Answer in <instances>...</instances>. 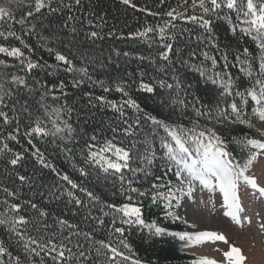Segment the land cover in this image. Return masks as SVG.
<instances>
[{
	"label": "snow or ice",
	"instance_id": "snow-or-ice-1",
	"mask_svg": "<svg viewBox=\"0 0 264 264\" xmlns=\"http://www.w3.org/2000/svg\"><path fill=\"white\" fill-rule=\"evenodd\" d=\"M125 5H130L131 0H121ZM188 0H185L187 3ZM192 8H199L202 15H192L187 17L188 20L197 24L203 32L195 37H192L189 31V40L195 39L197 44H203L205 49L211 48L218 50L219 45L215 41L212 32V17L224 19L232 27L229 31L236 35L239 33L241 40L247 38L255 45V53L250 52L249 48H243L239 54L234 56L235 64L230 65L228 62V53H222L223 74L219 71L206 70L203 66L205 61L211 62V69L215 70L218 66L216 56L209 55V52L201 49L199 57L203 60L199 65L193 63L198 59V54L195 49L188 51L187 59H184V50L176 49V54L181 57L179 63L191 70H195L206 81H210L213 85H218L222 88V95H235L239 98V103L235 100L230 105V113L226 110L221 116L217 115L216 119L220 122L221 119H229L234 115L232 123H239L252 128L253 125L250 119H246L245 107L251 103V114L264 122V0H191ZM81 4V0H0V54L5 57H12L19 61V71L25 75H5L0 73V124L9 125L15 123L14 132L20 131L19 113L16 111V106L19 104L20 111L23 112L28 121V130L24 135L28 137H48L60 139L62 142H70L74 139V129L64 116L70 118L71 109L66 105H61L59 108L49 104L48 101H58L59 96L55 95L56 88H59L62 95L65 88L64 81H60L58 85L45 87L39 80L33 78L32 84H29L26 79L31 75L33 70L48 69L49 74L64 71L74 74L72 86L79 87L84 83L85 78L91 80L87 67L76 68L73 60L61 52H55L56 65L39 64L25 56L21 47H16L11 44V40L19 41L25 49L29 45L24 42L22 35L18 34L14 25H19L23 34H31L35 32V25L31 23L30 18H35L36 14L42 10H47L51 13H61L67 10L72 12L74 6ZM56 5V6H53ZM27 8L26 12L22 11ZM20 12L19 17L17 13ZM235 15V23H233L232 15ZM172 20L178 19L182 14L176 13L175 9L165 13ZM76 19L69 14L65 22V27L71 28V33L75 34L77 29L71 26V22ZM89 25L92 21L87 22ZM175 28L172 21H166L164 25L157 28H146L143 32H137L135 35L143 37L148 33H156L161 41V48L158 56L164 60L170 61L169 54L174 51V45L171 42L176 39L170 31ZM99 27V25H97ZM88 39L101 38L97 31H91L86 34ZM43 40L44 37H41ZM151 47V45H149ZM50 53L52 48L47 49ZM119 55V53H117ZM125 57L130 53L124 52ZM81 60L87 58V53L81 55ZM141 61L147 59L144 56H138ZM0 66L9 68L15 65H9L5 60L0 59ZM230 67H237L249 81V86L244 91L235 89L234 78L228 71ZM75 74L79 75V79L75 78ZM144 73H141L143 76ZM155 79V78H153ZM161 88L172 90L175 87L177 96L171 98V101H161V106H169L174 108L177 105L187 106L184 99L179 98L181 90V82L176 81L175 85L167 83L164 80L156 81ZM101 85L103 82H99ZM21 89L26 90L29 94L38 95L37 115L33 118L32 111L28 107V99L23 103L17 96ZM117 91L122 92L125 96L128 93L121 86H117ZM140 90L147 93H153L154 88L140 82ZM104 91H109L105 87ZM99 100H104V97H98ZM11 101V103H9ZM112 109L119 113L122 123L126 125L123 128H112L113 133L122 131L124 136L136 137L141 120L139 116L132 123H129L126 117L125 107L135 110L137 114L143 111L140 105L133 99L125 100L123 104L117 105L115 102H108ZM197 116H203L209 120L213 119L212 113L201 112L199 108L193 105ZM9 109L16 115L10 117ZM43 113V116L40 115ZM145 121L152 125L151 131L145 134L142 140H130V147L117 146L112 141L106 142L104 148L100 152L92 151L94 145H86L89 149L84 157L85 163L92 166H99L105 174L116 176L119 182V191L124 196L126 203L120 206L111 203H103L100 198L95 196L86 188H80L81 192L86 193L89 197L88 209L83 217L85 224H94L90 230H84L80 224L71 223L67 219L50 214L40 208L31 200L20 203H9L8 200L0 201L3 209L0 210V230L6 233L7 239L0 240V264H142L139 258H136L131 246L124 238L125 227H118L117 222L121 225L131 228H147L152 235H162L165 229L159 227L155 221L146 223L143 213V200L149 198L152 204L163 202L165 216L173 219H180L175 216L169 209L180 207L182 197H191L195 191L193 182H198L203 189L209 192L219 191L223 198V207L227 209L224 213L230 217L236 224H241L240 212L242 211L240 204V196L238 194L241 182L251 186L257 191L261 197H264V187H260L256 178L248 175V171L253 162L258 156L264 154V141L260 139H244L240 141L244 148L255 149L247 154V159L240 163L232 158V154L228 151L227 142L221 138L214 129L200 128L199 122L193 123L192 127H186L182 124H169L164 120L157 119L151 115H145ZM47 121V123H46ZM51 125L49 128L48 125ZM163 130L164 135L159 134V130ZM264 135V133H261ZM2 138V137H0ZM7 139L16 140L17 136L12 132L7 134ZM95 140L96 137L90 138ZM159 140L160 155H157L155 141ZM28 143L34 148L32 139ZM123 143V141H121ZM71 152L70 148L65 149ZM243 150V148H242ZM11 151L7 143L0 147V153ZM104 153H111V156H106ZM36 156L39 163L43 167L51 168L52 166L45 161L43 153L38 148L32 153ZM21 154H14L9 163L13 166L17 165L22 159ZM159 162V163H158ZM135 165V166H133ZM162 168L160 175L154 174V169ZM55 171L54 168H52ZM167 172H174L178 187H173L172 181H165ZM82 176H87L83 168L80 169ZM127 173V174H126ZM118 174V175H117ZM24 176H20L21 182L25 181ZM67 181L71 188L76 189L78 185L73 183L67 175L61 177ZM165 181V182H161ZM144 183H148V188L141 190ZM136 185H140L138 187ZM187 185V187H185ZM9 196H15L14 192H10L7 188L3 189ZM63 194V193H62ZM67 196L70 198L69 203H74L78 207H83L84 202L81 199L75 198L73 192L68 191ZM115 194V193H114ZM59 197H57L58 199ZM97 205H102L99 211L102 216H94L92 209ZM107 208L110 211H105ZM30 209L31 212L25 214ZM51 215V222L49 217ZM111 216L108 224L109 237L107 240H97L95 233L99 228L105 225L103 217ZM264 227V225H262ZM119 234V236H116ZM169 235L178 237L179 240L185 241V247H190L193 244H200L206 241H225V237L217 232H200L195 235L189 233H168ZM115 236V239L113 237ZM122 249H127L128 254ZM227 264H244L245 257L241 249L230 247V250L224 253ZM193 264H217L213 259L201 257Z\"/></svg>",
	"mask_w": 264,
	"mask_h": 264
},
{
	"label": "trees",
	"instance_id": "trees-1",
	"mask_svg": "<svg viewBox=\"0 0 264 264\" xmlns=\"http://www.w3.org/2000/svg\"><path fill=\"white\" fill-rule=\"evenodd\" d=\"M131 4L135 7L125 5L121 0H81V4L74 6L71 13L64 10L61 13L49 14L47 10H42L41 13L36 14L35 18H30L31 23L35 25V32L31 34H23L20 26L14 25L17 33L22 35L29 48L25 49L19 41L14 39L10 42L13 46L21 47L26 57L42 65L45 63L56 65L55 52H61L73 60L76 68L87 67L91 80L85 78L83 84L79 87H73L74 74L64 71L49 74L48 69L33 70L31 75L26 77L29 84H32L33 78H35L45 87L58 85L61 80L64 81V95L61 94L59 88H56L55 95L59 96L60 99L58 101L49 99L48 103L57 108L63 104L71 109L70 118L64 116L63 119H67L75 130L74 139L65 143L51 136L30 138L24 135L28 130L29 121L26 115L20 111L18 104L16 111L19 113L20 131L14 132L15 123L0 124V137H2L0 138V147L7 143L11 150L0 153V201L6 199L9 203L23 204L24 201L31 200L48 213L67 219L71 223L80 224L86 231L90 230L95 225L83 222L90 198L87 197L86 193L81 192L80 188H86L99 197L103 203L120 206L127 201L118 190L120 185L116 176L105 174L99 166L85 163L84 157L89 151L86 145H94L92 151L96 152H100L108 141H112L117 146L130 147V140H142L145 134L151 131L152 125L144 119L146 114L169 124H182L186 127H192L193 123L198 121L201 129L205 127L214 129L227 142V148L232 154V158L240 163L247 159L249 152L255 151V149L244 148L240 141L244 139L264 141V135H261L264 133V129L259 126L261 121L251 114V103L245 107L247 113L245 118L250 119L252 128L239 123H232L231 120L235 119L234 115L218 122L217 115L222 116L225 110L230 113L231 103L233 100L239 103V98L235 95H222L221 87L206 81L204 77H201L195 70L189 69L187 65L182 66L179 63L181 57L175 51L176 49H183V58L187 59L188 51L195 49L198 59L193 63L199 65L203 60V57H199V52L201 49L206 50L209 55L216 56L219 63L217 68L212 70L211 62L205 61L204 68L209 70V74L212 71H219L223 74L222 53H228V62L232 65L236 63L234 56L245 47L256 54L255 45L247 38L241 40L239 33L233 35L229 31L232 25L226 20L216 17H212V32L216 43L219 45L218 50L205 49L204 45L197 44L195 39L189 40V31L182 32V30H190L192 37L203 32L197 24L187 19L192 15L203 14L199 8H192L191 0H188L187 3L185 0H131ZM173 9L176 13L182 14L174 21L165 15ZM27 10L26 7L22 9L24 12ZM69 14L76 17L71 22V26L77 29L75 34L71 33L70 27H65ZM19 15L20 12L17 13V17ZM89 20L92 21L91 25L87 23ZM232 20L235 23L234 14ZM166 21H172L175 24V28H171V26L169 28L176 39L167 41L174 45V51L169 54L171 63L158 56V53L163 49L156 33H148L143 37L135 35L148 27L162 26ZM91 31H97L102 39H88L86 34ZM41 37L44 39L42 40ZM48 48H52L53 52L50 53ZM124 52L130 53V55L125 57ZM84 53H87V58L82 61L80 57ZM141 55L147 59L143 61L138 59L137 57ZM0 59L5 60L9 65H15L9 68L0 66V73L6 76L11 74L25 75L24 72L19 71V61L12 57H5L3 54H0ZM228 71L234 78L236 90L242 92L249 86L248 79L239 72L237 67H230ZM141 73L144 75L141 76ZM75 78L79 79V75L75 74ZM141 80L150 84L154 88V92L147 93L140 90ZM158 80H164L173 85L177 80L180 81L179 98L186 100L187 106L177 105L171 108L165 105L162 107L160 103L162 100L170 102L171 98L177 96V93L175 87L172 90L161 88L156 82ZM101 81L103 82L102 85L99 83ZM117 86L123 87L128 95L125 96L122 92L117 91ZM105 87L109 88V91L105 92ZM98 97H104V100H99ZM38 98V95L29 94L24 89H21L17 96L21 103L28 99V107L33 113V118L37 115L35 101ZM129 98L135 100L143 111L137 114L135 110L125 107L126 117L124 119L132 123L139 116L141 120L139 129H136L137 136L126 138L122 131L112 132V128H123L126 125L122 123L119 113L114 111L108 102L121 105ZM193 105L199 108L201 112L210 111L213 119L198 117ZM5 111H8L10 117L16 115L9 109H5ZM40 115L43 116V113ZM48 127L50 128L51 125L49 124ZM9 132L15 134L17 139L14 141L7 139ZM159 134L164 135L162 129L159 130ZM93 136L96 137L94 141L90 139ZM29 139H32L34 148L28 143ZM36 148L43 153L45 161L52 166L51 168L43 167L37 157L32 155ZM66 148H70L71 152H67ZM155 148L159 156L161 153L158 139L155 141ZM17 153L21 154L23 158L17 165L13 166L9 161ZM104 154L111 156V153ZM81 168L88 173L87 176L81 175ZM162 171V168L157 167L154 169V174L160 175ZM63 175H67L73 183L78 185V188H71L67 181L61 179ZM20 176H24L25 181L21 182ZM167 180L172 181L174 188L179 186L176 183L174 172H167L165 181ZM136 186L141 187L140 185ZM148 186V183H144L141 190L147 189ZM4 188L16 195L9 196L3 191ZM68 191L73 192L75 198L81 199L85 206L78 207L74 203H69L70 198L66 194ZM57 197L59 198L57 199ZM101 206L97 205L92 209L94 216H102L99 211ZM2 209L3 205L0 204V210ZM104 210L110 211L107 208ZM28 212L31 210L28 209L25 214ZM143 213L146 223L155 221L159 227L166 230L165 233L152 235L147 228L129 229L119 222L116 225L125 227L124 238L131 246L136 258L142 261V264H193V261L200 258L184 246L185 241L168 234L185 233L186 229L194 232V229L181 219L166 217L163 202L154 205L149 198H145L143 200ZM103 219L105 225L95 233L97 240H107L109 237L108 224L111 216L103 217ZM49 222H51V215ZM6 239V233L0 230V240ZM122 250L128 254L127 249ZM49 264H51L50 261Z\"/></svg>",
	"mask_w": 264,
	"mask_h": 264
},
{
	"label": "rangeland",
	"instance_id": "rangeland-1",
	"mask_svg": "<svg viewBox=\"0 0 264 264\" xmlns=\"http://www.w3.org/2000/svg\"><path fill=\"white\" fill-rule=\"evenodd\" d=\"M259 126L264 129V122H260ZM248 172V175L256 178L260 187H264V154L258 156ZM193 186L195 191L192 196L182 197L180 207L169 211L193 227L194 232L186 229V233L217 232L225 237L226 242L206 241L193 244L188 250L200 258L207 257L217 264H227L224 253L234 246L241 249L246 258L244 264H264V197L241 182L238 194L242 223L236 224L224 214L227 209L223 207L222 194L218 190L209 192L198 182H193Z\"/></svg>",
	"mask_w": 264,
	"mask_h": 264
}]
</instances>
